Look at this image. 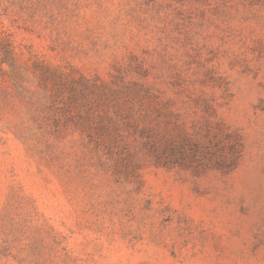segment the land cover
<instances>
[{"label": "rangeland", "instance_id": "1", "mask_svg": "<svg viewBox=\"0 0 264 264\" xmlns=\"http://www.w3.org/2000/svg\"><path fill=\"white\" fill-rule=\"evenodd\" d=\"M0 264H264V0H0Z\"/></svg>", "mask_w": 264, "mask_h": 264}]
</instances>
